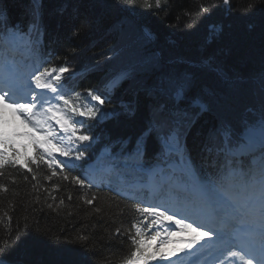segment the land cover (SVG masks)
I'll return each instance as SVG.
<instances>
[{
  "label": "trees",
  "instance_id": "1",
  "mask_svg": "<svg viewBox=\"0 0 264 264\" xmlns=\"http://www.w3.org/2000/svg\"><path fill=\"white\" fill-rule=\"evenodd\" d=\"M260 2L230 0L228 10L222 0H160L159 7L156 0H134L132 5L39 0V30L31 33L24 66L57 71L67 67L64 75L71 76L65 98L86 97L90 90L108 93L103 109L109 115L93 133L96 149L109 146L110 157L104 161L112 168L86 177L81 167H49L38 152L24 164L7 153L15 162L0 168V246H13L10 257L16 264H125L134 250L130 236H136V228L146 236L154 226L150 214L134 209L136 196L145 185L158 186L172 171L166 166L163 172L150 171L156 151L151 140L142 168L128 159L146 125L148 101L143 94L136 96L128 81L110 92L106 84L136 59L134 53H155L169 69L191 73L190 95L199 93L208 110L190 109L184 142L191 157L207 168L202 147L218 119H234L250 106H259L264 9L252 6ZM32 8L33 0H0V19L6 13L10 25L27 32ZM7 30L0 28V55ZM146 32L152 34L150 41L144 38ZM122 141L128 142L123 150ZM76 177L85 180L84 187ZM176 177L187 179L179 170Z\"/></svg>",
  "mask_w": 264,
  "mask_h": 264
},
{
  "label": "snow or ice",
  "instance_id": "2",
  "mask_svg": "<svg viewBox=\"0 0 264 264\" xmlns=\"http://www.w3.org/2000/svg\"><path fill=\"white\" fill-rule=\"evenodd\" d=\"M114 2L118 5H132L134 0ZM222 2L225 8L230 10V0ZM38 3L39 0H33L30 13L33 20L29 23L27 32L10 25L6 13L0 19V28L8 29L4 33V40L18 50L30 46L32 31L39 30ZM156 3L159 7L160 0H156ZM252 7L256 10L264 9V0ZM201 10L205 14L209 11L204 8ZM144 38L150 41L152 34L146 32ZM134 56L136 59L110 80L107 86L110 92L124 81H128L134 94L136 96L143 94L148 101L146 125L136 138L133 149L127 153V157L140 162L138 167L142 168L148 141L151 140L156 151L155 163L150 171L163 172L166 166L173 173L177 170L183 173L187 177L186 186L199 203V211L183 219H177L178 214L168 215L166 211L160 210V206L141 207L142 204H148V201L137 202L134 209L155 217L152 220L154 225H161L163 221H167L169 227L191 230L195 235L185 241V248L193 249L197 245L203 248L204 245H201L200 241L204 240L210 249L224 256L220 264H224V261L228 264H264V74H261L259 80V106H250L234 119L221 116L216 125L209 130L202 147V152L208 157V167L205 168L191 157L184 142L186 129L191 123L190 109L199 108L200 112L208 110V104L203 102L199 93L190 95L194 88L192 74L169 69L155 53L144 55L134 53ZM68 71L67 67H60L58 72L49 68L21 71L14 66L5 65V74L0 77V119L3 117V110L11 109L13 113L22 116L34 131H43L46 136H53L50 121L65 128L68 118L60 109L59 103L69 104L65 99V86L71 74L64 75ZM102 95H95L90 90L87 93L88 102H95L94 108H88L87 112H77L73 109V115L86 116L90 120H96L98 117L107 118L109 113L103 109V105L109 97L108 93ZM52 100H56L57 103L52 104ZM224 103L226 107L227 101ZM29 135L33 136L35 142L34 134ZM77 139L80 142H90L94 137L85 134L78 136ZM11 144V139L0 133V145ZM121 144L123 150L128 142L122 141ZM48 154L52 155L50 150ZM60 154L69 157L70 151L60 149ZM177 157L179 163L176 161ZM75 160L84 161V154L79 153ZM9 162L15 161L7 157L6 152L0 151V168ZM53 162L55 157L49 163V167ZM74 179L81 187L85 186V180L79 177ZM85 202L92 204V199ZM96 211L99 212L100 209L97 208ZM160 217H163V221ZM187 220L192 222L188 223ZM202 220L209 223H202ZM197 224L199 227L194 226ZM213 224L216 226L212 227ZM151 226L150 224L149 228ZM206 227L208 230H204ZM116 232L119 234L120 229L117 228ZM160 235V232H156L152 239ZM136 236H140V239ZM136 236H130L134 250L125 264H147L153 260L167 261V264H171L170 258L185 250L180 248L167 254H149L139 227L136 228ZM12 247L7 243L0 246V264H16L10 257Z\"/></svg>",
  "mask_w": 264,
  "mask_h": 264
},
{
  "label": "rangeland",
  "instance_id": "3",
  "mask_svg": "<svg viewBox=\"0 0 264 264\" xmlns=\"http://www.w3.org/2000/svg\"><path fill=\"white\" fill-rule=\"evenodd\" d=\"M6 45H8V48L10 49L9 53L12 55V59H10L6 65L14 66L15 68L23 71L24 67H22V64L29 56V50L27 47L18 50L9 42H6ZM17 50L21 53H17ZM8 55L9 54L7 53V56ZM2 72L3 70L0 68V77L3 76ZM68 101V105H64L63 102L59 103L60 109L64 111L68 118V124L65 126L67 130L55 124L54 121H50L51 131L53 132V136L51 137L46 136L43 131H34L32 126L26 123L22 116L13 113L11 109L3 110V117L0 119V133H3L7 138L11 139L12 144L0 145V151H4L6 154L12 153V155H14L16 158V161L20 164H24V161L27 158L33 159L34 152H39L43 160L48 165L53 161V157H55V162H53L51 166L53 168H58L61 164H83L84 173L86 176H90L99 170L109 169L110 167L106 166L107 164H104L103 161L104 158L110 153L109 147L104 145L99 149L98 152H96L94 149L96 138L92 134V128L105 118L100 119L98 117L96 120H90L86 116L73 115V109H75L77 112H87L88 108H94L95 102L89 103L87 96L84 99L79 97V100L73 101L69 99ZM51 103L56 104L57 101L52 100ZM78 121H82V123H79ZM17 124H19L20 127H18ZM29 133L34 134L35 142L33 140V136L29 135ZM85 134L89 135L90 137H94V139L90 142H80L77 139L78 136ZM39 147H41V150ZM60 149L69 150L70 156L66 157L61 155ZM49 150L51 151L52 155L48 154ZM79 153L84 154V161L75 160V156ZM149 197L152 196H148V199ZM158 200L161 202V199L157 197L155 201ZM166 200L167 199L164 201ZM169 203L170 205L165 203L158 206H160L161 211H166L168 215L178 214L176 217L177 219H183L184 217L191 216L194 213L192 210L195 209H192V207H189V205L192 204L193 207H195L196 204L197 206L199 205L197 202L194 201L191 203V201L185 200L183 197L180 202V207L175 205L174 198L170 197ZM160 219H163V217ZM187 222L191 223L192 221L187 220ZM194 226L198 227V224ZM190 231L191 230H181L179 227L166 228V226L164 227L162 224L158 225L156 226V231L153 230V234H148L147 238L144 236V239L147 243L146 251L149 254H167L174 252L177 249L185 248V242L181 240L180 237H192L195 235L194 232L193 235H190ZM155 232H160L161 235L156 239H152V237L155 235ZM189 250L191 249L185 248L183 252H179L176 256L171 257V264H184V255H188ZM194 255L196 254H192L189 257L192 258ZM147 264H167V261L153 260L148 261Z\"/></svg>",
  "mask_w": 264,
  "mask_h": 264
},
{
  "label": "bare ground",
  "instance_id": "4",
  "mask_svg": "<svg viewBox=\"0 0 264 264\" xmlns=\"http://www.w3.org/2000/svg\"><path fill=\"white\" fill-rule=\"evenodd\" d=\"M17 123H18V122H17ZM17 126L20 127L19 124H17ZM18 129H19V128H18ZM18 129H17V130H18ZM39 148H40V150H41V147H39ZM186 231H187V230H186ZM188 231H189V230H188ZM189 234H190V235H193V232L190 231ZM194 234H195V233H194ZM216 253H218V252H216Z\"/></svg>",
  "mask_w": 264,
  "mask_h": 264
}]
</instances>
